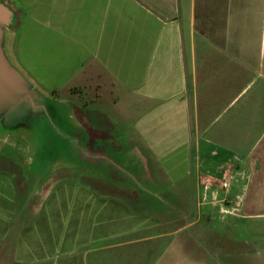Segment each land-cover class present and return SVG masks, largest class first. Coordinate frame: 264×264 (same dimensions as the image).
Instances as JSON below:
<instances>
[{"label":"crops","instance_id":"1","mask_svg":"<svg viewBox=\"0 0 264 264\" xmlns=\"http://www.w3.org/2000/svg\"><path fill=\"white\" fill-rule=\"evenodd\" d=\"M0 4L11 11V22L4 24L0 18V25L1 42L4 37L8 42L2 50L12 71V76L0 73V88L22 91L23 99L38 94L49 99L54 89H71V100L77 102L82 85L93 80L87 95L101 86L95 80L106 75L115 87L134 93L136 111L144 108L132 129L146 147L110 132L105 113L86 108L94 114L87 134L93 142L100 141L95 148L104 143H117L119 148H94L89 157L96 161L134 153L145 164L143 170H129L119 162L107 164L105 171L90 168L103 175L108 189L141 197L150 189L168 192L165 181L183 179L184 186L176 192H189L193 203L186 204L184 194L171 198L201 213L214 203L203 200L206 176H235L225 203L234 213L228 218L231 233L226 232L220 249L196 229L202 213L170 231L156 227L152 235L128 240L154 229L144 225L151 216L131 211L126 196L71 180L66 191L72 200L77 202L79 192H85L80 218L93 221L97 207L109 202L107 207L120 208L124 213L119 218L131 224L100 235L92 224L87 238L75 234V247L85 248L89 255L154 242L161 246L148 264H264V0H0ZM79 109V120L85 121ZM95 125L107 128V134L95 133ZM128 143L134 144L129 151ZM11 183L17 188L16 179ZM59 206L63 208V203Z\"/></svg>","mask_w":264,"mask_h":264},{"label":"rangeland","instance_id":"2","mask_svg":"<svg viewBox=\"0 0 264 264\" xmlns=\"http://www.w3.org/2000/svg\"><path fill=\"white\" fill-rule=\"evenodd\" d=\"M7 43V38L4 37L2 47ZM3 54L6 56L5 50ZM104 76L95 80V83L99 82L101 86L97 90L93 87L87 95L86 90L93 80L82 85L75 96L77 102L71 100L74 95L71 89L65 92L54 89L50 91L53 98L49 99L41 94L23 99L20 98L22 91L1 86L0 264L149 263L153 254L160 248V243L128 244L89 255L85 248L75 247L72 242L75 234L81 239L87 238L92 224L96 235H100L104 230L113 231L119 226L127 227L131 224L130 221L121 220L124 211L120 208L107 207L109 202L97 207L100 210L94 215L93 221L90 217L80 218L79 213L85 211V192H79L77 202L72 200L71 192L66 191L71 180L78 181L79 184L94 185L100 192H108L116 197L126 196L131 211L143 217L151 216L144 221V225L151 224L154 229L128 236V240L152 235L158 229L159 232L170 231L188 221L198 219L200 212L197 209L179 206L177 204H182L178 203L175 197L171 198L177 193L184 194L187 197L186 204L193 203V198L188 196L189 192H176L177 188L184 186L183 179L173 183L165 181L164 187L169 189L168 192L150 189L145 192L146 195L138 197L129 190L123 192L112 186L108 189L110 184L103 183L102 174L95 175L89 171L92 167L96 171H105L109 167L107 164L113 166L116 162L129 170L145 169L144 162L134 156V153L128 156H123L122 153L118 157L111 155L96 161L89 157L92 149L100 142H93L87 134V129L94 123V114L88 110L93 108L105 113L110 122L107 124L110 132L114 130L121 134L123 140L130 138L138 145L146 147L143 139L136 137L132 129L144 108L141 112L136 111L137 100L134 93L115 87L108 77ZM5 82L6 86L10 85L9 81ZM64 98L66 100L58 101ZM79 106V113L85 121L79 120ZM96 119L102 122V118ZM104 123L106 124V121ZM107 128L104 130L98 125L95 127V133L107 134ZM123 144L124 142L120 146ZM117 146V143H104L95 150L117 151ZM133 146L134 144L128 143L125 150L129 151ZM138 175L140 178L144 177L143 173ZM112 176L110 177L113 178ZM12 179L18 182L17 188L13 187ZM105 180L108 181L107 178ZM40 186H43V189L39 190ZM222 198L219 197L220 200ZM70 200L71 203L74 202L73 208H70ZM209 201L214 200L209 198ZM60 202L63 203V208L59 206ZM218 202L221 201L206 205L201 211L202 215L200 213L201 220L196 224V229L214 249H220L221 242L227 240L229 233L226 232L231 231L228 218L234 214L228 212L225 205L219 206ZM223 231L224 233H221Z\"/></svg>","mask_w":264,"mask_h":264},{"label":"built area","instance_id":"3","mask_svg":"<svg viewBox=\"0 0 264 264\" xmlns=\"http://www.w3.org/2000/svg\"><path fill=\"white\" fill-rule=\"evenodd\" d=\"M207 179L203 181L204 183V195L203 200L209 201V193L211 194L212 199L214 200V203H217V201H221L226 203L228 192L232 186L233 179L235 176H233L230 173H225L223 176L220 177H210L206 176ZM224 194L223 198L220 200L219 197ZM211 202V201H210ZM228 210V209H227ZM230 212V211H228Z\"/></svg>","mask_w":264,"mask_h":264},{"label":"water","instance_id":"4","mask_svg":"<svg viewBox=\"0 0 264 264\" xmlns=\"http://www.w3.org/2000/svg\"><path fill=\"white\" fill-rule=\"evenodd\" d=\"M1 5V4H0ZM0 18L2 19V21L4 22V24H9L11 21V11L8 10V8H2L0 6ZM3 30L1 28L0 25V73L2 75H9L12 76V71L9 68V63L7 61V59L5 58L4 54H3V50H2V42H1V38H2V33Z\"/></svg>","mask_w":264,"mask_h":264}]
</instances>
